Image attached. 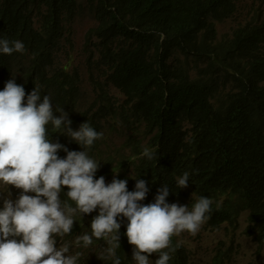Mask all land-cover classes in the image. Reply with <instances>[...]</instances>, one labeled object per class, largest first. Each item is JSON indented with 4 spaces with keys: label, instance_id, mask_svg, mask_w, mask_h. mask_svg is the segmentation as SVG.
Segmentation results:
<instances>
[{
    "label": "trees",
    "instance_id": "16d2710c",
    "mask_svg": "<svg viewBox=\"0 0 264 264\" xmlns=\"http://www.w3.org/2000/svg\"><path fill=\"white\" fill-rule=\"evenodd\" d=\"M81 1L96 21L86 35L88 62L99 56L96 66L105 67L101 74L106 76L105 81L96 78L88 65L95 98L86 108L79 70L57 63ZM238 6L239 0H0V38L25 46L22 54L0 53V90L15 76L26 97L36 86L41 99L50 97L54 115L63 108L73 130L87 122L103 133L87 150L99 161L94 178L103 176L106 184L114 177L125 179L129 191L135 190L133 178L145 180L149 191L142 204L155 202L164 185L169 204L185 200L187 192L196 201L208 197L213 203L206 225L235 226L247 213L246 234L263 247L264 21L247 22L219 39L218 23L232 18ZM110 85L124 95L122 101L111 94ZM105 122L126 132L129 157L115 162L116 154H108L106 161L96 155ZM47 127L51 142L84 150L51 124ZM145 148L156 158L144 157ZM57 155L67 153L61 149ZM119 169L124 172L114 176ZM185 172L188 187L177 188ZM67 191L64 187L61 193L64 200ZM97 214L98 209L75 215L73 231L91 229ZM117 219L116 255L121 264H134L125 235L128 221ZM100 242L106 241L93 240ZM172 248L168 264H190L179 236L172 237ZM222 255H216V263ZM105 261L113 264V258Z\"/></svg>",
    "mask_w": 264,
    "mask_h": 264
},
{
    "label": "clouds",
    "instance_id": "9594fccd",
    "mask_svg": "<svg viewBox=\"0 0 264 264\" xmlns=\"http://www.w3.org/2000/svg\"><path fill=\"white\" fill-rule=\"evenodd\" d=\"M24 51L21 41L0 38V53L11 56ZM25 97V88L15 82V76L0 90V183L21 190L15 200L11 192L0 194V264H77L79 254L70 255L68 245L57 246V237L72 233L77 213L88 215L97 209L91 234L78 237V245L82 241L87 248L93 239L105 240L107 256L99 258H113V264H121L116 255L121 228L117 218H126L125 235L133 246L135 264H149L153 253L159 257L155 264H168L170 252L175 251L172 237L183 232L195 236L209 219L213 201L208 197L169 204V187L164 185L157 190L155 202L141 204L149 191L145 180L133 178L135 190L129 191L125 179L114 177L106 184L103 176L94 178L99 161L87 150L103 133L87 122L73 130L68 113L62 108L55 110L59 116L54 115L50 97L41 99L36 86L27 94L26 103ZM49 124L84 150L70 151L51 142ZM61 149L67 153L65 158L57 155ZM142 155L156 158L148 148ZM188 181L185 172L177 179V188L188 187ZM64 187L74 206L61 198Z\"/></svg>",
    "mask_w": 264,
    "mask_h": 264
},
{
    "label": "rangeland",
    "instance_id": "374dc122",
    "mask_svg": "<svg viewBox=\"0 0 264 264\" xmlns=\"http://www.w3.org/2000/svg\"><path fill=\"white\" fill-rule=\"evenodd\" d=\"M260 21H264V0H239L237 13L232 18L218 23L219 39L231 37L234 30L242 24ZM95 24V18L89 12L85 1H81L74 22L66 28L62 50L57 60V63L62 66L70 63L69 70L73 68L79 70L83 95L82 108H86L95 98L92 87L94 84L90 80L88 65L92 68L96 78L101 81L106 80V76L101 74V70H105V67H101L100 70L96 66L99 56L93 57V61L90 64L88 62L89 54L85 49L87 32ZM109 90L116 99L120 101L124 99V95L114 86L110 85ZM103 125L106 129L105 137L100 148L94 150L96 155L104 157L106 161L108 154H116L119 157L115 162L129 157L131 150L124 145L126 132L119 130L118 125L112 122H105ZM117 171L114 176L124 172L123 169ZM131 174L130 169L128 175ZM20 191L13 186L0 183V194L7 196L11 192V199L13 200L18 198ZM29 194L34 195L32 193ZM187 195L193 202L196 201L193 193L187 192ZM0 206H3L2 198H0ZM189 209L191 208L189 207ZM247 225V213H243L235 226L223 224L218 228H212L205 223L195 236L188 232H183L184 234L179 235V241L187 248L190 264H264V246L261 247L252 237L246 234ZM85 233L91 234V229H84L82 232L72 230L71 234H66L62 238L57 237V246L68 245L70 255L79 254L77 264H108L105 259L99 258L106 253L108 247L106 242L95 243L87 248L83 246L82 241L79 245L77 244L78 237ZM220 252L223 253L222 261L216 263L215 257ZM149 259V264H155L158 254L153 253Z\"/></svg>",
    "mask_w": 264,
    "mask_h": 264
}]
</instances>
